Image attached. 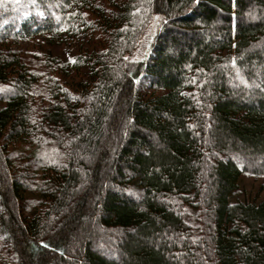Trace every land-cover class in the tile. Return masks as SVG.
Instances as JSON below:
<instances>
[{"label": "trees", "instance_id": "1", "mask_svg": "<svg viewBox=\"0 0 264 264\" xmlns=\"http://www.w3.org/2000/svg\"><path fill=\"white\" fill-rule=\"evenodd\" d=\"M36 40L79 48L46 81ZM252 159L264 0H0L2 264H264V197L232 200Z\"/></svg>", "mask_w": 264, "mask_h": 264}, {"label": "rangeland", "instance_id": "2", "mask_svg": "<svg viewBox=\"0 0 264 264\" xmlns=\"http://www.w3.org/2000/svg\"><path fill=\"white\" fill-rule=\"evenodd\" d=\"M150 29V27H149ZM148 37V32L144 35L141 36L138 42V47H137V52L142 53L145 51L144 47L147 44V37ZM80 44V43H79ZM87 47H91V44L87 43ZM22 47V55L23 58L30 66L33 68H38L39 71L42 72V79L48 81L50 77L48 73H46V68H44L43 64V54L46 55V51H49L52 53V55L57 56L59 59H62L64 61H69L73 58V55L75 52H78L79 45L75 44L74 42L70 45H60V46H55V47H47L46 43H43L41 40H36V41H31L29 43H23L20 44ZM76 45V46H75ZM84 48V49H85ZM83 49V46H82ZM81 49V50H82ZM80 50V51H81ZM45 70V71H44ZM70 75L71 79H69V83L71 82L72 84L76 81L77 77V72L73 73V70L70 69ZM66 81V80H65ZM261 162H264V159H257V160H251L250 165L249 163L245 162L246 167H251L252 164H259ZM264 197V176H259V175H254L251 173H243V175L240 176L239 181H238V188L235 194L232 197V200H237V201H259ZM184 210V218L185 221L192 227L194 231L199 230V223L197 222L198 217L196 215V211L193 208H183ZM197 218V220H196ZM95 227V225H94ZM2 243V236L0 234V246ZM100 247V246H99ZM101 248V247H100ZM1 257V256H0ZM73 261V257L69 258L70 264ZM0 264H2V260L0 258Z\"/></svg>", "mask_w": 264, "mask_h": 264}]
</instances>
